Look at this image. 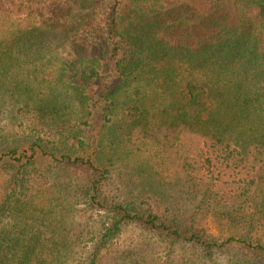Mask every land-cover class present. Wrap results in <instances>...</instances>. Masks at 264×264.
Here are the masks:
<instances>
[{
  "label": "trees",
  "instance_id": "obj_1",
  "mask_svg": "<svg viewBox=\"0 0 264 264\" xmlns=\"http://www.w3.org/2000/svg\"><path fill=\"white\" fill-rule=\"evenodd\" d=\"M6 108L31 135L0 149L15 184L0 212L30 192L42 160L74 177L51 191L40 225L23 202L35 223L16 211L0 264H111L117 253L108 262L104 250L128 223L168 247L190 243L201 259L237 245L251 252L245 264H264V0H0ZM127 168L130 188L112 194ZM80 203L106 212L92 244L81 227L57 225ZM155 245L145 239L112 264H149Z\"/></svg>",
  "mask_w": 264,
  "mask_h": 264
},
{
  "label": "rangeland",
  "instance_id": "obj_2",
  "mask_svg": "<svg viewBox=\"0 0 264 264\" xmlns=\"http://www.w3.org/2000/svg\"><path fill=\"white\" fill-rule=\"evenodd\" d=\"M114 119H120L122 110L121 107H117L114 112ZM28 122H23V124L19 125L15 121L9 118L8 108L4 111L0 112V149L7 148L10 146L16 145V142L23 143L22 146H25L27 143L28 137L31 135V131L29 128ZM100 123H96L98 126ZM99 127L93 128V134H97V130ZM1 151V150H0ZM130 159V158H129ZM50 161L42 160L41 166L39 167V173L34 174L32 177H29V180L26 181L27 189L24 191H30L28 194L33 193L28 197V194L23 196L19 194H13L11 196V210L0 212V240L5 233V230L11 226L14 222V214L18 211V215L20 218L24 217L22 221H27L30 223L41 224L43 221H46V207H51L56 204L52 198L53 194L51 191H62L61 187L65 185L70 179L74 177V172H61L64 170H52L50 166ZM134 164V163H133ZM132 164V165H133ZM131 165V166H132ZM70 169V168H69ZM131 169L127 168L124 170V177H119V174L114 175L117 178L115 181L111 180V186L108 187L109 191L112 194L116 195L122 191H117V185H120L122 188L127 187L130 188V183L128 175ZM60 173V174H59ZM80 175L78 178L80 181L84 180L85 173L76 172ZM128 174V175H127ZM130 176V175H129ZM130 182V183H128ZM54 185V186H52ZM15 186L14 181L10 178V170L9 168H3L0 166V208L4 204V202L9 198V193L12 191V188ZM116 190V191H115ZM124 192H133V191H124ZM57 197V195H54ZM24 201H32L33 207L32 210L36 215L35 222L33 219H30L31 210L28 211L23 203ZM17 204V208L16 207ZM20 204L22 205L20 208ZM16 209L14 212L13 210ZM61 208L57 207V213ZM105 209H101L95 205L80 203L65 211V220L60 222V219H57L58 226H65L68 228L69 233L73 234L75 231L81 227V230L84 229V233L81 234L82 243H91L90 240L93 237L94 229L98 224V221L105 216ZM206 226L208 229L217 235L226 236L229 233V229L226 226L221 225L218 222L213 221L212 219H208L206 221ZM93 233V234H92ZM59 237V236H58ZM149 241L152 245L156 243L160 246H153L156 249V252H152L148 256L149 264H183L187 258L192 257L193 264H245V260L251 255V252L248 249H244L237 245H227L225 248L218 249L214 251L212 258L210 259H201V256L204 253L201 249H194L190 243L185 242H177L175 244H170L168 247L165 243L155 242V234L151 231L146 230L144 227L137 223H128L124 226L122 232L119 236H117L113 242L110 244L107 250H104L106 261H110L111 264L115 262H121V258L119 257L121 253H125V249L136 248L143 240ZM169 244V243H168ZM90 249V246H88ZM82 254L85 256L87 253V249L83 250ZM76 250L71 251L69 254L73 256H78L75 253ZM86 252V253H85ZM57 255L58 251L55 252ZM81 254V252H79ZM118 257V258H117ZM254 258H257L255 255ZM253 258V259H254ZM132 259H128L126 263L133 264ZM249 260V259H248ZM61 264H75V262H71L68 260H63Z\"/></svg>",
  "mask_w": 264,
  "mask_h": 264
}]
</instances>
